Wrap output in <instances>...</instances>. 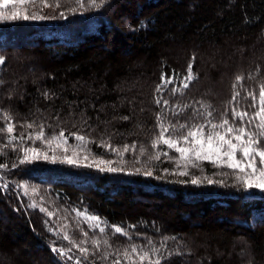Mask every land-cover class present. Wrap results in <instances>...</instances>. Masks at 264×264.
Wrapping results in <instances>:
<instances>
[{"label":"trees","instance_id":"trees-1","mask_svg":"<svg viewBox=\"0 0 264 264\" xmlns=\"http://www.w3.org/2000/svg\"><path fill=\"white\" fill-rule=\"evenodd\" d=\"M43 2L25 4L37 18L0 20V264H33L32 254L39 264H141L145 252L143 264H264V192L209 161L182 176L176 150L158 140L259 132L258 117L248 121L264 85V0ZM58 134L122 168L28 158ZM24 183L39 188L38 205ZM247 248L257 262L240 257Z\"/></svg>","mask_w":264,"mask_h":264},{"label":"snow or ice","instance_id":"snow-or-ice-1","mask_svg":"<svg viewBox=\"0 0 264 264\" xmlns=\"http://www.w3.org/2000/svg\"><path fill=\"white\" fill-rule=\"evenodd\" d=\"M19 2L20 4H25L28 2V0H0V8H5L10 3ZM105 0H99L100 4H103ZM77 3L81 4L83 6V0H77ZM90 3L93 6H99L97 4V0H90ZM43 6H49L44 0ZM17 18H23V19H29V18H37V17H30L28 14L21 15L18 12H13L10 15H5L3 12H0V20H15ZM43 18V17H39ZM0 63H3L2 60H0ZM191 69H189V74L186 77V80H191ZM242 80L243 78H238ZM166 83H172L171 79H167L165 81ZM188 85L187 83L184 84V87L186 88ZM237 96H239V93H236ZM250 96L253 97V100L255 99V96L253 93H249ZM259 98H260V109L258 112L255 113V115L248 121V123L252 122V119H255L256 117H259V124L256 125V128L259 129L258 133H254L251 131H246V128L244 126L235 128V131L239 134L234 136L235 141L238 143H234L232 139H226L225 135H222L220 133H213L207 136V138H204L203 132H201L199 129L195 131H189L186 136L183 137L185 142L189 143V145L194 144L195 146H189V147H179V141L178 140H172L164 137V132L162 131L160 134L159 139L163 140V143L168 145L170 148H175L177 152L181 154V157L184 160H189L191 155H194L196 160L199 161H209L211 163L217 164L218 166H226L233 170H238L240 173H247L245 176L242 177L243 183L245 186L249 189L251 188H258L264 190V147H260V139L259 137H264V85L261 86L259 91ZM157 103H161V101H157ZM163 103H167V101H163ZM208 115H211V113H208ZM248 114L246 112L240 113L237 112L236 116L241 119L243 122V119ZM224 125H229V120L225 119L223 121V124L220 125L223 127ZM28 127H31L29 125ZM183 127V125H181ZM216 125H213V128H215ZM7 131L9 133H12L14 131L13 126L10 124L7 128ZM234 128L233 126H229L226 129V133H233ZM63 135V134H61ZM43 136V133H40L37 138H40ZM247 136L248 139L245 140L244 137ZM189 138H192L190 140ZM78 139L83 140V137H78ZM225 145L227 146V150H224ZM128 149L126 148L125 151ZM237 152L241 154V158H237ZM34 155L36 158H39V153L34 151ZM259 157L260 163L262 167L257 168L255 157ZM227 158L226 160L224 158ZM47 159V156L44 157ZM23 162V161H22ZM69 163H72L73 161L69 160ZM250 170V171H248ZM108 171H116L114 168H109ZM151 174V173H148ZM192 183H198L197 180H193ZM209 183H212V181H209ZM42 211H45V209H41ZM49 216L53 215V213L49 212ZM92 219H97V217H93ZM100 231H103V229H100ZM115 231L117 233H121L122 229L117 227L115 228ZM67 239V237H65ZM93 243H98L97 241H93ZM105 243H107L105 241ZM55 251H58L54 249ZM81 252H87V249L81 248ZM136 248H132V252H136ZM155 251V249H153ZM127 255V253H125ZM149 259V253L145 252L143 255L140 256L141 264H143V261ZM115 264H119V261H116ZM150 264H161V261L159 259L155 261H151Z\"/></svg>","mask_w":264,"mask_h":264},{"label":"rangeland","instance_id":"rangeland-1","mask_svg":"<svg viewBox=\"0 0 264 264\" xmlns=\"http://www.w3.org/2000/svg\"><path fill=\"white\" fill-rule=\"evenodd\" d=\"M25 4H20L19 2L10 3V4H8L7 7L0 8V12H3L5 15H10L13 12H18L21 15H23V14H26V12H27ZM258 45H260V41L257 40L254 43L252 41V42L247 43L246 45L244 44V42H241L237 46H238L239 50L244 51L243 48L251 47V46H258ZM260 50L264 54V44H262V48ZM254 56H256V55H254ZM254 56H251V57L254 58ZM226 57H227V55H224L223 61ZM223 78L224 79L226 78L225 74H222V79ZM222 79H220V80H222ZM224 81L222 80L221 83H223ZM220 86H221L220 84H219V86H217L216 82H215V88H218ZM15 92H17V91L15 90ZM258 119H259V117H258ZM259 122H260V120H259ZM222 135H225L226 139H232L234 143H238L234 139V136L237 135L236 132L233 131V133H229L228 135L227 134H222ZM207 136L208 135L204 136V138L206 139ZM41 140H42L43 147H31L28 149V151H26L28 158H30L31 161L36 160V159H45L44 157L47 156L46 160H50V161H59L60 160V161L68 162L69 160H71V161H73L72 163L81 164V165H89V166H92L95 168H100V169H109V168L121 169L122 168L120 166V163H117L118 161L102 157V156L97 155V154L93 153L92 151H90L89 147L87 146V143L84 140L78 139V137L76 138L75 141H71L72 139H70L68 136L58 134V135L47 136ZM178 146L179 147H189V146L194 147L195 145L194 144L189 145V143H187L185 141H182V142L179 141ZM224 150H227L226 145H225ZM34 151L39 153V158L35 157ZM237 158L238 159L241 158V154L239 152H237ZM224 159L226 160L227 158L225 157ZM198 162H199V160H196L194 155H191L189 160H184L181 157V154L179 152H177V166L179 168L178 171L183 174L182 176H185V174H190L189 173L190 169L192 168V166H196ZM255 162H256L257 168L262 167V165L260 163V159L258 156L255 157ZM215 166H218V165L215 164ZM234 171H235V176L237 177V180L239 181V184H241L242 188H246V189L253 191V192H264V190L258 189V188H251V189L247 188L245 186V184L243 183V180H242V177L245 176L247 173H240L238 170H234ZM248 171H250V170H248ZM23 188L25 191V195L31 199L32 204L38 205L37 201H36L37 200L36 193L39 191V188H37L36 186H33V185L29 186L26 183H24ZM141 199L145 202H149V200L146 201L147 198L141 197ZM52 203H54V202H52ZM42 207L45 209L44 206H41V208ZM51 213H53V212H51ZM152 213H153V215H156V216L160 215L158 212H152ZM77 215L79 217H81L83 219V221H86L87 224H89L91 227H97L100 229L103 228L102 221L95 214H93L91 212H86L85 210H82V211H78ZM53 216H54V213H53ZM93 217H97L98 220L92 219ZM203 218L204 217H202V215H200L199 217L196 218V220L194 222L200 223L203 220ZM242 238H245V237L242 236ZM247 239L250 240L249 238H247ZM247 245H249V243H247ZM32 256L36 257L35 260L33 261V264H39V262L42 261L44 258L41 255L35 256V254H32ZM240 257L244 258L246 261H250L251 259H253V260H255V262H257L256 258L255 259L252 258V253L250 252V250H248V248L240 251Z\"/></svg>","mask_w":264,"mask_h":264}]
</instances>
